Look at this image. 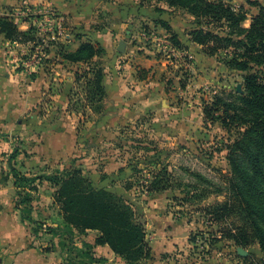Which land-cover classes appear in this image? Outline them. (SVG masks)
<instances>
[{
  "label": "rangeland",
  "instance_id": "rangeland-1",
  "mask_svg": "<svg viewBox=\"0 0 264 264\" xmlns=\"http://www.w3.org/2000/svg\"><path fill=\"white\" fill-rule=\"evenodd\" d=\"M33 8L41 9L36 6ZM51 8L47 9H54L60 14V11ZM175 18L182 33L186 34L190 28L187 15L180 14ZM66 23V32L72 34L69 45L71 49L77 48L88 39L99 40L107 48L103 30L79 39L76 35L81 32V27L77 28L68 21ZM137 26V38H127L135 51L127 53V65L123 64L122 68L127 73L135 70L145 77L146 83L140 86V91L152 93L163 85L167 92L159 100L162 102L165 99V103L156 111L151 107L138 118H128L129 125H117L116 129L119 128L121 133H115L110 140L109 133H102L98 128L92 131L86 124L80 123V149L76 156L70 158V163L79 155L91 156L84 161L80 159L82 162L79 164L84 167V173L97 186L115 190L133 204L138 218L146 227V238L153 252L150 258L139 264H243L244 254L239 252V247L242 246L233 240L222 238L220 230L223 226L211 222L208 207L226 197V177L231 171L228 155L231 146L243 132V127L235 123L227 127L223 122L226 116L222 106L214 111L215 115L221 116L217 118L208 117L204 110L215 96L239 102L240 99L234 93L236 87L243 89V75L227 71L217 57H207L202 61L196 58L190 64L192 67H189L182 62V57L174 56L165 48V36L163 32L159 33L160 28L142 23ZM85 28L89 30L92 26ZM54 46L52 44L50 48H57ZM27 47L28 45H17V49L27 50ZM108 55L109 57L105 54L97 59L110 65L115 71V59L121 58L120 54L114 49ZM153 56L163 57L164 62L160 60L145 67L141 65L143 63H138L141 57L147 62L146 58ZM19 62L20 67L25 68ZM24 71L31 75L26 69ZM132 84L133 82H128L129 86ZM98 119V124L105 121L102 116ZM93 134L95 136L92 140L90 137ZM92 147L94 150H91ZM109 156L122 161V165L106 167L104 160ZM164 165L173 173L175 184L165 191L148 193L146 184L152 178L153 170ZM54 168H48L47 172ZM129 182L132 183L130 187L127 186ZM53 188L48 181H44L32 192L34 214L38 218L37 226L42 228L34 236L39 239L44 249L53 252L52 255H61L60 264H68L66 257L70 253H77V249L70 252L68 247L61 245V240L77 244L86 251L98 232L90 230L86 234L76 233L73 242L69 234L59 236L45 232L48 231V226L64 224L59 207L54 201ZM205 189V196L193 198L195 192L203 193ZM13 197L16 199L15 195ZM93 248L91 252L94 257L87 254V260L93 259L94 264H101L98 255L102 251L97 252ZM244 249L248 254L264 255L259 243H253ZM102 256L108 261L103 264H125L114 253L111 257Z\"/></svg>",
  "mask_w": 264,
  "mask_h": 264
},
{
  "label": "trees",
  "instance_id": "trees-1",
  "mask_svg": "<svg viewBox=\"0 0 264 264\" xmlns=\"http://www.w3.org/2000/svg\"><path fill=\"white\" fill-rule=\"evenodd\" d=\"M144 1L164 2L168 9H184L194 15V27L190 31L192 41L200 44L206 55L217 57L227 71L243 75V89L236 87L234 93L240 99L239 102L215 96L204 109L208 117L217 118L221 116L215 115L214 111L222 106L226 116L224 124L229 127L235 123L243 127V132L231 146L228 155L231 171L226 177V197L208 207L211 222L223 226L220 230L222 238L233 240L244 248L259 243L264 251V5L259 0H246L259 7L250 26L246 27L243 22L248 17V11L244 4L237 6L233 0ZM160 23L170 28L166 21L160 20ZM0 32L8 40L31 43L32 49L41 39L34 24L23 30L9 15H0ZM87 34L82 29L76 37L81 39ZM68 35L63 40L51 41V46L55 44L58 50L50 47L47 50L55 51L62 61L84 64L76 70L77 85L73 91L74 99L71 100L72 108L75 111H85L86 107L99 110L107 96V87L106 67L97 57L104 56L107 49L101 41L89 39L76 49H71ZM171 42L174 46L183 45L174 31ZM16 155L17 150H14L11 158ZM77 158L69 166L32 175L11 166L18 187L16 207L22 220L32 223L34 233L42 231L37 226L38 219L33 216L32 191L37 189L38 183L46 180L56 187L54 201L64 224L48 226L45 232L59 236L69 234L73 242L76 233L86 234L88 230H96L95 243L109 245L125 264H139L150 258L153 252L146 238V227L138 218L133 204L123 194L97 186L84 173V167L76 162ZM131 184L129 182L127 186ZM174 184L173 173L164 165L153 170L146 190L148 193L162 192ZM205 191L195 192L191 198L205 196ZM60 243L68 247L70 252L77 249V253H70L66 257L68 264H93V259L87 260L86 255L94 257L91 252L94 244H89L90 248L83 251L77 244L64 240ZM242 259L243 264H264V255L247 254L242 255Z\"/></svg>",
  "mask_w": 264,
  "mask_h": 264
},
{
  "label": "crops",
  "instance_id": "crops-1",
  "mask_svg": "<svg viewBox=\"0 0 264 264\" xmlns=\"http://www.w3.org/2000/svg\"><path fill=\"white\" fill-rule=\"evenodd\" d=\"M259 1L264 5V0ZM233 3L237 6L245 5L248 17L243 24L246 27L250 26L253 16L259 12V7L246 0H233ZM27 6L32 8L36 6L41 9L54 7L58 12L60 11L65 23L68 21L71 25L81 27L80 29L91 35L97 33V30H103L104 39L108 44L106 55L109 57L108 53L117 49L121 57L115 59V71L110 65L104 64L107 96L103 101V106L99 110L86 107L85 111H75L71 100L74 99L73 91L77 85L76 70L84 64L62 61L59 56L55 55V51L47 50V55L43 57L41 65L32 66L33 71L29 76L24 71L25 68L10 60L9 49L16 44L6 39L5 35L0 32V264H60L61 255L58 254L57 257L51 254L53 252L44 249L39 239L34 236L32 223L27 220L23 221L21 218L20 211L16 207L18 187L15 184L11 166L13 165L27 175L47 172L48 168L69 166L70 158L76 156L80 149L78 142L80 123L86 124L85 126L92 128V131L98 128L97 130H101L102 133H109L108 139L110 140L115 133H121L119 128L116 129L117 125H129L128 118H138L151 107L156 111L165 103V99L162 102L159 100L160 96L167 92L163 85L152 93L140 91V86L146 83L145 77L140 76L135 70L127 73V70L122 68L123 64L127 65V53L135 51L127 38L133 36L137 38L139 23L155 25L160 28L159 33L163 32L164 36H169L170 41L172 32H176L183 45L182 47L174 46L175 49L180 52L185 51L191 58L183 53L173 52L172 54L182 57V62L185 65L188 64L189 67H192L190 64H193L194 59L198 58V61H202L210 56L202 51L200 44L194 43L191 39L190 31L194 27L195 16L184 9H168L164 2L0 0V15L11 16L21 29L26 30L30 23L20 11ZM180 14L187 15V21H190V25L188 24L190 28L186 34L182 33L175 18ZM160 20L166 21L170 28L164 27ZM89 25L92 28L87 30L85 27ZM185 27H187L186 24ZM89 34L84 36H89ZM68 36L72 41V34ZM121 40L126 41L124 52L119 50ZM19 45L30 47L31 43L19 42ZM52 55H54L53 58ZM158 58L156 56L146 58V62L141 57L138 63H143L141 65L145 67V65L150 66L160 60L164 62L163 57ZM129 81L133 82L130 86ZM101 116L105 121L98 124V118ZM79 117L83 120L80 121ZM94 136L95 134L90 139L93 140ZM14 150H17V155L11 158ZM91 150H94V147ZM88 157L91 156L79 155L76 162L79 164L81 160H87ZM104 163L106 167L107 165L111 167L122 165L123 162L116 157L109 156ZM107 174L110 173L107 172ZM53 187L55 191L56 187ZM34 213L33 206V216L37 218ZM92 244H94V250L102 251L98 255L99 262L101 264L108 262L102 255L111 257L114 253L112 248L107 244H96L95 240Z\"/></svg>",
  "mask_w": 264,
  "mask_h": 264
},
{
  "label": "built area",
  "instance_id": "built-area-1",
  "mask_svg": "<svg viewBox=\"0 0 264 264\" xmlns=\"http://www.w3.org/2000/svg\"><path fill=\"white\" fill-rule=\"evenodd\" d=\"M20 12L30 24H34L37 27L41 39L34 49H32L31 44L30 47H27V50L17 49L19 42L14 41L16 45L12 43L13 45L9 49V57L15 64H20L19 61H21L25 69L31 73L33 71L32 66L41 65L43 57L47 55V49L51 46V41L63 39L67 35L65 19L61 14L58 15L54 9L43 10L27 6ZM32 13L33 15H31ZM164 39L165 47L171 53H183L185 56L191 58L185 51H177L171 43L169 36H165Z\"/></svg>",
  "mask_w": 264,
  "mask_h": 264
},
{
  "label": "water",
  "instance_id": "water-1",
  "mask_svg": "<svg viewBox=\"0 0 264 264\" xmlns=\"http://www.w3.org/2000/svg\"><path fill=\"white\" fill-rule=\"evenodd\" d=\"M125 46H126V41L125 40H121L120 41V45H119V50L122 51V52H124L125 51ZM240 87L241 86L239 85V88ZM239 252L241 254H244V255L248 254V252L246 251V249H244L243 247H239Z\"/></svg>",
  "mask_w": 264,
  "mask_h": 264
}]
</instances>
